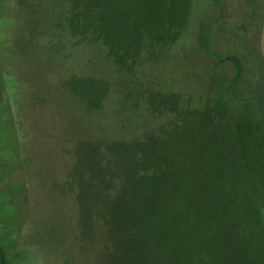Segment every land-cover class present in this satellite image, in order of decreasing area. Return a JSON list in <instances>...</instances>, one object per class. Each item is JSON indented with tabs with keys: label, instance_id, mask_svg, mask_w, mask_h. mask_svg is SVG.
<instances>
[{
	"label": "rangeland",
	"instance_id": "rangeland-1",
	"mask_svg": "<svg viewBox=\"0 0 264 264\" xmlns=\"http://www.w3.org/2000/svg\"><path fill=\"white\" fill-rule=\"evenodd\" d=\"M263 36L264 0H0V264H264Z\"/></svg>",
	"mask_w": 264,
	"mask_h": 264
},
{
	"label": "trees",
	"instance_id": "trees-1",
	"mask_svg": "<svg viewBox=\"0 0 264 264\" xmlns=\"http://www.w3.org/2000/svg\"><path fill=\"white\" fill-rule=\"evenodd\" d=\"M171 3V2H170ZM182 36V35H181ZM181 36H180V38L178 39H176L173 43H171L170 44V46H168L167 48H166V50L165 51H170L171 49H172V47L176 44V42L178 41V40H180L181 41ZM263 50H264V39H263ZM145 70L146 69H148L147 67H145L144 68ZM143 70V69H142ZM139 71H140V69H139V67L138 68H136L135 69V72H134V77L135 76H137V73H139ZM147 73H149V72H147ZM161 88H166V86H163V87H161ZM162 89H160V87L158 86V84L156 83V82H153L152 83V86H151V88H150V91L151 92H155V93H158V94H162V95H166V94H169V93H171L170 95H176V96H178V99H180V101H181V99H182V101H184V105H186V103H185V100H187L188 99V94H187V92H184V91H182V90H180V88H178V89H175V88H172V89H170V90H167V91H165V92H162L161 91ZM178 105V104H177ZM181 105V104H180ZM177 106L176 108V111L174 112L175 113V117L174 118H176V120H177V122H181V121H184L185 119H186V117H188L189 115H191L190 113L193 111V109L191 110L189 107H181V106ZM196 108V107H195ZM221 178V177H220ZM219 183H220V179H219V181H218V176H216V179H215V181H213V186H214V188H215V191L217 190V188H219L221 185H219ZM219 185V186H218ZM214 196H215V198L217 197V193L215 194L214 193ZM228 208V206H226V208L225 209H227ZM227 211V210H226ZM221 213L219 212V211H217V213L214 211V216H218V215H220ZM226 214H227V212H226ZM244 230H242L241 229V232H243ZM213 257V256H212ZM211 257V259H213ZM2 264H4V262H3V260H2Z\"/></svg>",
	"mask_w": 264,
	"mask_h": 264
},
{
	"label": "water",
	"instance_id": "water-1",
	"mask_svg": "<svg viewBox=\"0 0 264 264\" xmlns=\"http://www.w3.org/2000/svg\"><path fill=\"white\" fill-rule=\"evenodd\" d=\"M263 39H264V36H263Z\"/></svg>",
	"mask_w": 264,
	"mask_h": 264
}]
</instances>
